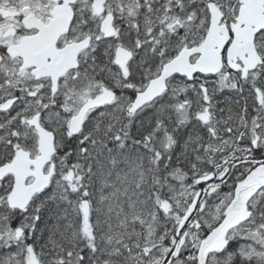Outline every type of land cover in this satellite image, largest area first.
Instances as JSON below:
<instances>
[{
    "label": "snow or ice",
    "instance_id": "snow-or-ice-1",
    "mask_svg": "<svg viewBox=\"0 0 264 264\" xmlns=\"http://www.w3.org/2000/svg\"><path fill=\"white\" fill-rule=\"evenodd\" d=\"M0 264H264V0H0Z\"/></svg>",
    "mask_w": 264,
    "mask_h": 264
}]
</instances>
